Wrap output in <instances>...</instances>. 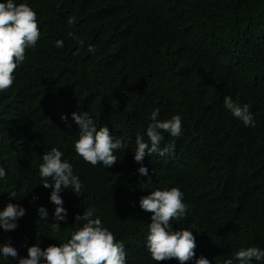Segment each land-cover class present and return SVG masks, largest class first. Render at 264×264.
<instances>
[{"label": "trees", "instance_id": "1", "mask_svg": "<svg viewBox=\"0 0 264 264\" xmlns=\"http://www.w3.org/2000/svg\"><path fill=\"white\" fill-rule=\"evenodd\" d=\"M27 3L37 13L40 38L25 50L13 84L0 91V165L6 169L0 208L12 200L27 211L15 230H0V242L11 239L20 255H27L25 241L41 247L66 242L75 214L88 209L124 243L127 264H180L176 258L151 259V213L138 203L151 190L178 187L187 210L172 223L194 231L197 258L223 264L241 247L264 248V0ZM69 17L75 22L68 24ZM225 95L249 105L254 127L223 107ZM155 108L160 119L180 114L182 133L172 137L161 130L160 147L174 150L136 162L135 137ZM77 110L121 139L124 148L111 167L93 166L75 153L78 126L71 113ZM52 146L82 182L77 195L60 193L68 218L59 232L50 227L51 189L39 176L41 154ZM141 164L149 177L139 175ZM39 205L48 209L49 221L38 218Z\"/></svg>", "mask_w": 264, "mask_h": 264}, {"label": "clouds", "instance_id": "2", "mask_svg": "<svg viewBox=\"0 0 264 264\" xmlns=\"http://www.w3.org/2000/svg\"><path fill=\"white\" fill-rule=\"evenodd\" d=\"M74 22L73 17L68 18V24ZM39 38L37 13L27 0L19 3L17 0H0V91L13 84L15 70L25 61V50L34 49ZM79 43L83 44L84 41L80 39ZM55 45L62 47L63 40H56ZM88 51L95 53V46L88 45ZM223 107L245 126H255L254 114L248 104L241 106L230 95H225ZM159 116L160 109H153L144 133H137L134 144L136 162H141L146 155L157 153L165 156L174 150V145L160 147L164 139L161 130L172 137L180 136L181 115L174 114L168 119H160ZM71 117L78 126V138L73 140L77 156L93 166L100 163L107 168L111 167L118 160L115 153L124 148L121 139L112 134L107 125L98 127L87 111H73ZM61 119L67 121L68 115L62 114ZM63 155L60 148L52 146L41 154L42 163L39 164L41 184L51 189L50 201L55 205L53 222L50 223L53 232H59L61 222L68 218V209L64 207L60 193L69 190L77 195L82 189L79 175L74 173L69 160L62 159ZM152 171L155 172V168ZM138 173L142 177H149V169L143 164L138 168ZM5 176L6 169L0 165V179ZM10 195L15 199L14 193ZM183 196L184 193L178 187L157 188L139 199L140 208L151 213L146 234L147 251L156 262L176 258L180 264L189 260H194V264H210L205 256L196 257L194 231L176 228L172 223L186 215L187 205ZM38 198V195L34 196L30 202L34 203ZM26 211L23 205L9 200L0 208V230H15ZM36 211L40 220L49 221V212L44 205L37 206ZM74 219L76 227L66 242L41 247V244L28 245L25 241L27 255H20L11 239H7L0 242V259L11 258L14 264H127L124 243L115 238L99 216L93 218V212L85 209L82 214L76 213ZM261 261H264V248L248 246L234 251L223 260V264H254Z\"/></svg>", "mask_w": 264, "mask_h": 264}]
</instances>
